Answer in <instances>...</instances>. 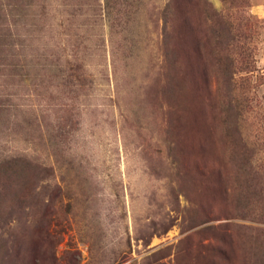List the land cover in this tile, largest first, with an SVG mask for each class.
I'll return each mask as SVG.
<instances>
[{
	"label": "rangeland",
	"instance_id": "rangeland-1",
	"mask_svg": "<svg viewBox=\"0 0 264 264\" xmlns=\"http://www.w3.org/2000/svg\"><path fill=\"white\" fill-rule=\"evenodd\" d=\"M166 2L0 0V264H264V0Z\"/></svg>",
	"mask_w": 264,
	"mask_h": 264
},
{
	"label": "trees",
	"instance_id": "trees-1",
	"mask_svg": "<svg viewBox=\"0 0 264 264\" xmlns=\"http://www.w3.org/2000/svg\"><path fill=\"white\" fill-rule=\"evenodd\" d=\"M135 1L136 0H62L68 6L76 7V10H71V14L76 12L79 14L80 10L78 9L80 5L83 4H93V15L96 14V11L101 12L103 16H130L135 11ZM97 8V10H96ZM163 16H184L186 13L185 10H182V6L178 5V0H167L165 8L159 12ZM206 15V14H205ZM204 15V16H205ZM55 224H52V220H49L45 226V234L48 238V242H53L55 240L56 232L53 230ZM44 260H42L45 264H58L53 256H50V253L46 255L44 254ZM14 262L11 264H22L21 257L19 253L14 255ZM75 264V262H74Z\"/></svg>",
	"mask_w": 264,
	"mask_h": 264
}]
</instances>
